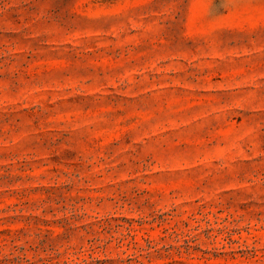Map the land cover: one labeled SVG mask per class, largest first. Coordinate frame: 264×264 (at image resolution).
<instances>
[{
    "label": "rangeland",
    "instance_id": "obj_1",
    "mask_svg": "<svg viewBox=\"0 0 264 264\" xmlns=\"http://www.w3.org/2000/svg\"><path fill=\"white\" fill-rule=\"evenodd\" d=\"M0 264H264V0H0Z\"/></svg>",
    "mask_w": 264,
    "mask_h": 264
}]
</instances>
